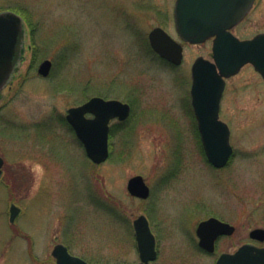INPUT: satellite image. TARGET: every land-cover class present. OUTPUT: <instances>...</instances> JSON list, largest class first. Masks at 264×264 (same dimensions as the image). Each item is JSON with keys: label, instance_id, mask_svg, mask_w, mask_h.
<instances>
[{"label": "rangeland", "instance_id": "1", "mask_svg": "<svg viewBox=\"0 0 264 264\" xmlns=\"http://www.w3.org/2000/svg\"><path fill=\"white\" fill-rule=\"evenodd\" d=\"M175 2L0 0V12L31 22L23 18L24 53L0 98V188H9L0 236L14 233L6 216L16 203L28 238L6 255L0 242V264H54L50 254L60 242L90 264L138 263L134 221L142 215L156 236V264H215L244 244L264 247L250 238L264 229V79L252 65L227 79L220 118L230 126L234 155L215 168L202 153L190 102L192 65L212 59L213 40L184 43L181 66L149 46L156 27L179 40ZM233 31L243 40L264 33V0ZM45 60L53 64L48 77L38 73ZM95 96L132 105L127 122H112L111 155L101 165L66 120L70 108ZM136 175L151 189L147 200L128 192ZM211 217L236 228L214 254L199 247L196 234Z\"/></svg>", "mask_w": 264, "mask_h": 264}, {"label": "water", "instance_id": "2", "mask_svg": "<svg viewBox=\"0 0 264 264\" xmlns=\"http://www.w3.org/2000/svg\"><path fill=\"white\" fill-rule=\"evenodd\" d=\"M255 1L176 0L175 25L181 41L202 44L214 39V62L200 57L193 65L191 95L205 154L218 169L225 168L234 155L231 129L220 119L226 79L237 75L247 64H252L264 79V33L249 40H241L231 32L249 14ZM24 35L25 22L19 14L13 11L0 12V96L15 73ZM149 40L153 50L163 59L176 66L182 64L183 45L164 29L158 27L152 30ZM52 65V61L45 60L39 67V75L48 77ZM130 115L131 106L128 103L95 96L82 105L70 108L66 119L83 144L88 158L101 165L111 154V121H125ZM3 166L4 160L0 157V177ZM127 188L131 196L139 199L147 200L151 195V189L141 175L132 177ZM14 208L12 222L17 215ZM134 230L140 255V262L134 264H156L157 240L145 215L134 221ZM235 231V226L230 223L211 217L197 227L199 247L213 254L218 239L232 236ZM250 238L263 243L264 229H254ZM53 256L57 259L56 264H89L70 254L63 244L55 247ZM215 264H264V247L245 244L234 253L221 254Z\"/></svg>", "mask_w": 264, "mask_h": 264}, {"label": "flooded vegetation", "instance_id": "3", "mask_svg": "<svg viewBox=\"0 0 264 264\" xmlns=\"http://www.w3.org/2000/svg\"><path fill=\"white\" fill-rule=\"evenodd\" d=\"M258 1V0H257ZM256 1V2H257ZM256 4V3H255ZM254 7H255V5H254ZM254 7H253V9H254ZM252 9V10H253ZM252 10H251V12H252ZM250 12V13H251ZM240 23H242V22H240ZM239 23V24H240ZM238 24V25H239ZM237 25V26H238ZM234 30V29H233ZM232 30V31H233ZM234 32V31H233ZM149 46H150V48H151V45H150V41H149ZM151 50L153 51V49L151 48ZM154 52V51H153ZM23 53H24V50L22 49V52H21V57H22V55H23ZM155 53V52H154ZM155 54H157V53H155ZM158 55V54H157ZM20 57V60L22 59ZM158 57H160L159 55H158ZM161 58V57H160ZM162 59V58H161ZM19 60V61H20ZM163 61H165L166 63H168V64H170V65H173L172 63H170V62H168L167 60H164V59H162ZM18 65H19V62H18ZM191 86H192V84H191ZM190 100H191V89H190ZM191 102V109H192V113H193V117H194V119H195V127H196V130H197V132H198V134H199V131H198V124H197V120H196V117H195V113H194V109H193V106H192V101H190ZM128 103V102H127ZM129 105L132 107V105H131V103H129ZM129 120V118L127 119V120H125V121H119V120H113V121H117L119 124L118 125H120V124H123V123H125V122H127ZM112 121V122H113ZM112 122H111V124H112ZM111 132H112V125H111V130H110ZM199 138H200V135H199ZM46 140V139H45ZM45 140H40V141H45ZM48 141H50V148L51 149H49V152L47 153V154H49V158L53 161V157L55 156V145H54V142L53 141H51V140H48ZM44 142V146L42 145V144H40V145H38V148L37 149H44V148H47V147H49L48 145H46V144H49V142ZM0 157L4 160V166H3V168H2V170H3V172H2V175H1V177H0V184H3V186H4V177H5V171H4V167H5V165H6V159H5V157L4 156H2V155H0ZM176 169V168H175ZM5 188V189H4ZM4 188H0V207L3 205V202H5L6 201V199H7V197L9 196V188H7V187H4ZM2 191V192H1ZM15 206V208L13 209L14 210V212L15 213H17V215H16V217H15V220H14V222H12L11 221V219H12V208ZM0 210H2V209H0ZM4 213H3V211L1 212L0 211V222L1 221H4V217L2 216ZM21 215H22V209H21V207H19L16 203H11L10 204V206H9V208H8V217L6 216V219L8 218L9 219V223L11 224L10 226H12L13 227V229H14V233L12 234V236L10 235V232H9V229H8V231L6 230L5 232L3 231V233H4V236L3 235H1L0 236V242H1V245H2V250H3V254H5L6 255V253L7 254H9V249H10V245L11 244H15L16 242H17V246H19V245H21V244H23V242L20 240V239H26V238H28V237H25V234H24V232L22 231V229L20 228V226L18 225V224H20V217H21ZM6 224V223H5ZM8 226H9V224H8ZM3 227H1V229H2ZM5 228H9V227H5ZM4 240V241H3ZM15 240H17V241H15ZM3 243V244H2ZM33 241L30 243V244H32V245H30V249H31V251L30 252H33L34 251V245H33ZM58 244H61V242L60 243H56V245L54 246V248H53V250H52V252H51V254H50V257H51V260L52 261H54V264H56L57 263V259L53 256V251H54V249H55V247L58 245ZM23 245H25V244H23ZM66 246V245H65ZM23 247V246H22ZM67 247V246H66ZM68 248V247H67ZM68 251L71 253V251H70V249L68 248ZM72 254V253H71ZM73 255V254H72ZM82 258V257H81Z\"/></svg>", "mask_w": 264, "mask_h": 264}, {"label": "trees", "instance_id": "4", "mask_svg": "<svg viewBox=\"0 0 264 264\" xmlns=\"http://www.w3.org/2000/svg\"><path fill=\"white\" fill-rule=\"evenodd\" d=\"M23 18L25 19L26 22H28V24L31 23V22L27 19L26 16H23ZM200 144H201V143H200ZM201 148H202V145H201ZM202 153H203V155L205 156V153H204L203 148H202Z\"/></svg>", "mask_w": 264, "mask_h": 264}]
</instances>
